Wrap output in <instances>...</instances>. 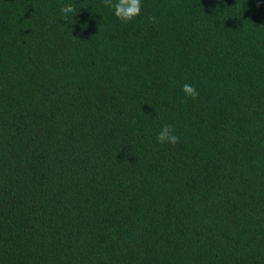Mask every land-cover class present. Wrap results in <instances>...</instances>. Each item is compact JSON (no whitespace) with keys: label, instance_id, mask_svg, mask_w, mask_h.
I'll return each mask as SVG.
<instances>
[{"label":"trees","instance_id":"obj_1","mask_svg":"<svg viewBox=\"0 0 264 264\" xmlns=\"http://www.w3.org/2000/svg\"><path fill=\"white\" fill-rule=\"evenodd\" d=\"M0 264H264V0H0Z\"/></svg>","mask_w":264,"mask_h":264},{"label":"clouds","instance_id":"obj_2","mask_svg":"<svg viewBox=\"0 0 264 264\" xmlns=\"http://www.w3.org/2000/svg\"><path fill=\"white\" fill-rule=\"evenodd\" d=\"M103 5L112 10L113 15L120 21L127 23L134 20L141 12V0H102ZM59 12L62 19L68 22L73 15L77 16L76 8L72 4H64L60 6ZM148 21L156 23L155 16H148ZM86 27V24L81 25ZM121 71H127V66H121ZM182 92L185 97L196 99L199 95L198 91L191 84L185 83L182 85ZM156 141L160 144L176 145L180 142V137L175 134L174 127L165 122L161 125L159 131L156 134Z\"/></svg>","mask_w":264,"mask_h":264}]
</instances>
